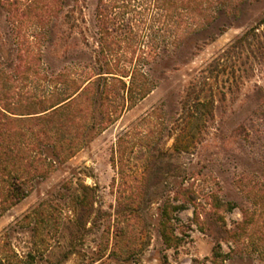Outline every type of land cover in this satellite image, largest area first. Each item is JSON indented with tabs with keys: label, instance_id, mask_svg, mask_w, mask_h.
<instances>
[{
	"label": "rangeland",
	"instance_id": "obj_1",
	"mask_svg": "<svg viewBox=\"0 0 264 264\" xmlns=\"http://www.w3.org/2000/svg\"><path fill=\"white\" fill-rule=\"evenodd\" d=\"M31 1L33 9L14 24L0 0L5 106L38 101L57 74L71 76L82 47L75 18L90 42L97 33L98 0H19L20 9ZM215 10L210 25L146 66L151 93L115 123L90 124L84 141L76 140L84 119L100 118L93 98L53 119L50 129L64 143L72 135L76 152L51 158L44 148L46 175L32 181L18 204L0 205L3 264H91L100 257L108 264H264V214L253 215L251 200L253 184L264 181V36L262 44L228 51L264 16V0H216ZM24 46L40 52L39 73L18 74ZM198 95L202 102L214 95L213 109L200 106L190 126L195 145L178 153L175 136ZM184 190L197 200L187 203L178 194ZM169 204L185 208L170 211L180 239L171 247L159 231ZM209 213L222 216L225 226L209 227ZM126 224L133 228L115 247V227Z\"/></svg>",
	"mask_w": 264,
	"mask_h": 264
},
{
	"label": "trees",
	"instance_id": "obj_2",
	"mask_svg": "<svg viewBox=\"0 0 264 264\" xmlns=\"http://www.w3.org/2000/svg\"><path fill=\"white\" fill-rule=\"evenodd\" d=\"M60 1L56 0L58 4ZM52 3H47L46 9ZM1 4L14 24L19 23L34 6L31 1L21 10L19 0H1ZM215 4L216 0H98L95 8L97 33L93 42H90L86 28L80 26L78 18H75V26L82 36L79 42L82 47L71 76L57 74L51 81L53 84H50L49 94L45 93L38 101L5 106L0 96V205L18 204L31 193L32 181L46 175L45 166L40 163L44 148L50 149L51 158H58L63 153L72 156L76 152L72 135L69 134L71 139L64 143L58 132L50 129L53 119L62 112L79 108L82 103L93 98L100 118L97 123L94 119H84L82 123L85 130L77 134L76 140L79 143L84 141L90 124L89 129H94L96 125L104 128L115 123L124 111L151 93L153 84L146 66L164 54L174 52L189 35L210 25L215 19ZM263 36L264 16L238 36L229 45L228 51L246 44H262ZM20 51L18 74H37L34 62L40 60V52H35L33 46H24ZM211 74L208 73L203 79L208 80ZM63 85L66 88H62ZM204 99L202 102L200 95L195 96L187 106L190 115L177 131L174 151L189 152L195 145L190 126L197 117L198 109L204 105L211 112L214 105V95ZM27 122L26 130L24 127ZM24 138L28 139L25 141ZM251 192L253 215H263L264 181L253 184ZM180 193L185 194L187 203L197 200V196L189 190L178 191ZM182 208L169 204L163 209L159 231L169 247L180 243V239L174 236L170 211ZM205 221L216 230L220 225L225 226L223 217H216L212 213L206 215ZM252 223L253 218L242 223L240 229L243 234H248L247 227ZM132 228L131 224L116 225L115 247L120 244L118 238H125ZM222 230L235 238L236 232ZM0 264H3L1 259ZM91 264L108 263L104 257H100Z\"/></svg>",
	"mask_w": 264,
	"mask_h": 264
}]
</instances>
